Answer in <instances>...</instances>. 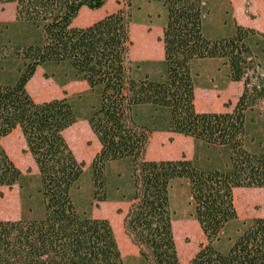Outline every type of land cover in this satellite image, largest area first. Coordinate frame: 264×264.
Instances as JSON below:
<instances>
[{"label":"trees","instance_id":"obj_1","mask_svg":"<svg viewBox=\"0 0 264 264\" xmlns=\"http://www.w3.org/2000/svg\"><path fill=\"white\" fill-rule=\"evenodd\" d=\"M106 1L0 0V5H16L15 22H0V62L18 63L10 81H0V141L21 130L39 171L45 207L40 219L0 220V264H124L109 220L81 213L74 200L84 163L64 134L80 119L75 104L69 98L37 102L27 89L37 69L48 66L65 67L70 80L86 82L97 95L86 118L101 146L91 164L93 200H110L108 164L130 165L128 187L117 184L114 200L131 203L124 229L141 264H182L171 203L178 179L188 182L194 218L206 238L187 264H264V217L251 219L227 249L219 247L228 225L238 219L234 191L264 188V120L257 150L246 145L248 112L263 105L264 114V69L251 47L255 40L264 49V32L236 24L233 35L209 38L203 29L209 0H148L168 12L161 39L164 75L136 77L132 68L141 63L130 58L131 11L73 26L82 8L99 10ZM124 1L132 8V0ZM19 24L41 33L40 41L12 39ZM200 59L222 60L230 81L243 83L232 112L197 110L192 64ZM141 109L152 112L147 124ZM154 132L225 151L227 161L204 169L196 158L149 160ZM27 178L0 144V187L23 188Z\"/></svg>","mask_w":264,"mask_h":264},{"label":"rangeland","instance_id":"obj_2","mask_svg":"<svg viewBox=\"0 0 264 264\" xmlns=\"http://www.w3.org/2000/svg\"><path fill=\"white\" fill-rule=\"evenodd\" d=\"M250 7V0H246V12ZM209 9H212L211 7ZM120 10L131 11V39L133 45L130 49L131 60H142L146 53L152 48L161 52L160 42L155 38L156 30L150 36H145L140 30L139 21L145 20L156 25H161L164 17H167V10L160 4H152L148 0H132V8H129L124 0H107L106 4L99 10L82 8L73 21L75 27H88L108 15L117 13ZM7 21L13 20L15 7L13 5L0 6V16ZM209 19V17H207ZM222 22L221 34L229 33L231 14L226 11ZM207 23L208 20H205ZM4 22V21H0ZM228 23V24H227ZM256 28L259 24L256 23ZM10 37L21 41L25 36L27 42H39L41 33L28 24H19ZM207 37H216L218 33L204 27ZM215 34V35H214ZM255 54L256 63L260 69H264V49L256 45L254 40L251 43ZM263 48V47H262ZM18 67L17 62H0V81L7 83L14 76ZM135 76L139 73L136 71ZM146 69H149L146 67ZM195 79V104L200 112H232L239 96L243 91V83H232L231 88L226 89L224 94H216L208 83L210 78L222 82L226 80L228 70L224 64L220 65L218 72H213V66L209 63L195 65L193 67ZM46 74L49 77H46ZM68 70L65 67L48 66L38 68L33 78L29 81L27 89L33 99L37 102H46L54 99L69 98L75 104L80 119L72 127L65 131V138L80 162L84 163V175L82 180L74 189V200L81 213L94 218L108 219L112 225L124 264H141L139 260V249L132 243L125 233L124 218L131 206L128 202L115 201L119 194L115 190L117 184L124 183L128 187V174L130 165L127 162H112L107 166L109 181V201L95 202L93 200V182L91 177V164L100 151V143L86 118L96 104V94L91 92L86 82L73 81L69 79ZM224 80V81H225ZM151 111L141 109V121L147 124ZM163 113V112H162ZM162 116V114H159ZM263 105L257 106L247 115V148L251 151L257 150V143L260 134L263 132ZM264 133V132H263ZM0 144L15 164L28 178L23 183L12 187H0V220H19L21 218L32 220L40 219L45 215V207L39 189V171L36 163L28 152L26 141L20 129H16L9 136L3 138ZM182 157L188 159L196 158L200 168L209 169L222 167L227 161V153L217 149L195 145L194 140L174 133H153L146 152L149 160H177ZM125 179V182L123 180ZM234 201L238 213V219L231 222L222 236L219 247L227 249L231 241L248 225V222L257 217H264V188H242L234 191ZM171 203L173 211V231L177 244L179 258L182 264H187L206 244V238L194 218L188 182L185 179H178L173 183L171 189Z\"/></svg>","mask_w":264,"mask_h":264},{"label":"crops","instance_id":"obj_3","mask_svg":"<svg viewBox=\"0 0 264 264\" xmlns=\"http://www.w3.org/2000/svg\"><path fill=\"white\" fill-rule=\"evenodd\" d=\"M151 3V2H150ZM158 4V3H152ZM5 5H13L15 7V13L13 16V20L10 22H15L16 20V5L14 3L5 4ZM4 5V6H5ZM2 7V5H0ZM210 9L209 14L206 16L205 20H208L207 23L204 20L203 29L206 26L210 30H214L218 33L216 37L210 38H222L228 37L234 34L235 25L239 24L244 27L254 28L259 32H264V0H250V7L248 12H246V0H209L208 1V9ZM226 11H229L231 14V23L229 25V33L226 35L221 34V26L222 22L225 23V15ZM209 17V19H207ZM0 21H7L5 17L0 16ZM132 23V22H131ZM140 23V30L145 34V36H150L156 30L157 34L155 38L157 41L163 37L164 27L166 25V17H164L163 23L161 25H156L152 22V19L149 21H139ZM256 23L259 24V27L256 28ZM131 28V26H130ZM215 35V34H214ZM160 42V41H159ZM161 52L157 53V49L154 47L151 49L149 53L145 54V59L142 60H133L134 62L141 63L140 67H137V74L138 77L149 76L154 80H160L164 75V60H165V52H164V45L163 42H160ZM206 63H209L213 66V72H218L220 69V65L222 64V60L220 59H200L196 60L192 64V69L195 65L201 64L202 66ZM149 68V69H146ZM227 70L228 67L226 66ZM225 80V79H224ZM222 82L216 81L214 78H210L208 83H211V87L216 94H224L226 89H230L232 82L229 79L227 74L226 80ZM161 133V132H155ZM163 133H170V132H163ZM175 134V133H174Z\"/></svg>","mask_w":264,"mask_h":264}]
</instances>
